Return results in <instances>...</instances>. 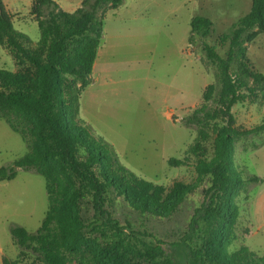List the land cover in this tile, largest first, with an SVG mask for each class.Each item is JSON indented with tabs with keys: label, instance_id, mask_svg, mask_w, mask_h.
I'll return each instance as SVG.
<instances>
[{
	"label": "trees",
	"instance_id": "1",
	"mask_svg": "<svg viewBox=\"0 0 264 264\" xmlns=\"http://www.w3.org/2000/svg\"><path fill=\"white\" fill-rule=\"evenodd\" d=\"M122 3L83 0L81 7L69 13L54 0H34L31 15L41 38L33 45L26 34L14 29L13 15L0 0V45L11 49L36 75L30 81L0 69V119L21 135L23 126L11 115L26 120L39 147L12 166L2 167L0 182L14 180L19 169L34 170L46 180L50 203L37 232L22 226L10 229L19 254L14 261L4 259L3 264H20L29 257L40 264H84L74 256L91 243L94 251L87 264H264V252L257 254L246 246L229 252L238 216L235 198L245 186L260 181L237 172L232 156L234 142L263 133L264 121L250 129L238 128L233 108L251 97L264 102V74L248 60L249 45L264 33V0H252L250 12L221 36V45L229 43L225 56L203 42L207 60L217 66L216 83L207 86L204 104L184 119V125L197 132L188 152L199 155L202 143L213 133L214 156L198 161L196 183L177 182L168 191L138 177L121 163L108 142L90 137L89 129L76 126L73 120L79 115L82 93L93 82L105 16ZM213 25L208 17H193L189 43L195 35L203 40L209 37ZM210 102L216 105L214 109ZM168 163L172 167L188 164L177 158ZM56 175L72 183L59 195L52 184ZM207 179L204 204L195 210L184 237L168 244L170 252L165 242L132 229L130 223L121 225L107 210L109 194L115 191L132 209L168 218ZM83 198H89L92 205L89 221L80 213ZM98 234L111 241L101 246L92 236Z\"/></svg>",
	"mask_w": 264,
	"mask_h": 264
},
{
	"label": "rangeland",
	"instance_id": "2",
	"mask_svg": "<svg viewBox=\"0 0 264 264\" xmlns=\"http://www.w3.org/2000/svg\"><path fill=\"white\" fill-rule=\"evenodd\" d=\"M34 0H3L13 15L14 29L26 34L33 45L41 38L38 23L31 15ZM64 11L73 13L83 0H54ZM252 0H123L122 5L106 14L104 34L93 68V82L82 93L80 112L73 118L76 126L87 127L90 137L103 138L121 163L138 177L162 186L167 191L175 183L194 184L200 159L214 156L215 135L202 143L199 155L188 148L197 138L196 128L184 125V119L204 104L203 94L216 83L217 66L202 50L205 41L225 56L229 43L220 38L231 31L250 12ZM195 16L210 18L214 25L209 37L191 36ZM251 67L264 74V33L249 45ZM0 69L18 73L34 81L35 71L11 49L0 45ZM235 69V67H233ZM233 108L236 126L250 129L264 121V102L250 98ZM214 109L216 105L209 103ZM11 119L23 126V135L11 130L0 119V169L9 167L29 152L38 150L32 126L16 115ZM232 156L235 170L243 176H257L258 183L241 189L235 198L238 216L235 238L229 252L246 246L257 254L264 252V132L236 140ZM177 158L187 165L172 167ZM57 195L72 183L62 175L52 182ZM205 180L168 218H160L132 209L115 191L109 194L107 210L121 225L152 234L168 244L188 232L195 210L205 202ZM50 208L46 180L34 170H18L12 181L0 182V264L18 258L10 229L25 227L35 233ZM84 221L93 218L89 198L79 203ZM105 246L111 238L92 235ZM93 243L74 256L76 262L92 261ZM20 264H40L33 257Z\"/></svg>",
	"mask_w": 264,
	"mask_h": 264
}]
</instances>
